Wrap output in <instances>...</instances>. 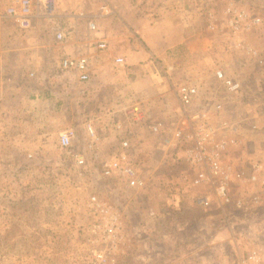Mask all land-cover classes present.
I'll use <instances>...</instances> for the list:
<instances>
[{
    "label": "rangeland",
    "instance_id": "obj_1",
    "mask_svg": "<svg viewBox=\"0 0 264 264\" xmlns=\"http://www.w3.org/2000/svg\"><path fill=\"white\" fill-rule=\"evenodd\" d=\"M201 1L200 10L190 18L195 19L200 37L210 38L219 46L241 37L237 41L240 40L239 45L244 44V48L238 45L235 48L236 51L244 52L242 54L245 56L240 55L242 59L254 57L251 52H257L254 57L258 60L256 67L252 57L244 62L248 65L242 67L239 66V58L232 59L229 55L225 63L215 67L230 77H236V80L243 78L241 90L237 94L231 95L220 90V99L224 104L221 116L236 119L239 131L244 127L246 133L243 146L229 148L225 160L237 167L242 160L240 158H243L242 162L256 160L264 163V59L260 57L264 56L261 53L264 52V2ZM229 5L246 10L248 21L258 18L260 24L233 33L228 27L225 13ZM181 6L188 7V4L184 2ZM209 14H212L211 18ZM172 19L180 20L175 16ZM210 23L215 29H208ZM9 36L17 38L14 31ZM252 73H256V81L247 78ZM257 83L259 93L255 87ZM93 102L92 105H95ZM167 108L166 121H161L170 122L176 116L173 104ZM103 124L99 121V127L95 125L98 136L105 140L113 138L116 143L118 136L112 130L111 123H108V129L105 126L102 130ZM257 127L261 129L256 133ZM80 132L75 143L83 146L86 137ZM130 137L131 158L146 182L144 188L137 190L126 188L118 179L100 175L98 167L111 152L95 154L92 160L95 170L86 176H79L72 162L61 153L55 159L34 158V153H28L31 154L30 158L26 154L22 158L18 156L13 160H0V205L6 200L14 201L19 187L27 191L24 194L27 205L34 207L35 204H47L32 211H24L31 217L28 219L30 223L36 221L34 225L24 221L25 224L16 225L17 221H13L6 229L0 222V264H83L92 250L103 246L100 240L87 241L85 238L84 230L91 218L84 204L91 193L109 206L120 220L122 240L114 257L115 264H230L236 254L242 253L249 245L264 244V206H254L246 213H241L233 207H219L213 198L207 208L194 206L196 195H210L211 192L207 187L190 185L195 169L183 159L185 145L170 149L161 147L160 138L150 134L144 127L133 130ZM43 138L48 139V136ZM50 151L45 149L42 154H49ZM35 164L37 168L40 167L37 174V168L32 169ZM37 189L39 192H35ZM231 192L236 199L238 196L246 197L251 189L233 184ZM15 212L14 207H10L8 212L0 209V215L7 214L10 220L15 218ZM18 214L22 215L19 211ZM26 229L38 241L25 240L29 236L24 234ZM17 234H22L24 240L6 239V236L14 238Z\"/></svg>",
    "mask_w": 264,
    "mask_h": 264
},
{
    "label": "crops",
    "instance_id": "obj_2",
    "mask_svg": "<svg viewBox=\"0 0 264 264\" xmlns=\"http://www.w3.org/2000/svg\"><path fill=\"white\" fill-rule=\"evenodd\" d=\"M10 2L0 0V160L22 158L28 153H34V158L55 159L61 153L58 148L61 131L73 128L78 137L80 131L85 134L83 125L87 120L96 127L101 121L102 130L105 126L108 129V123L114 120L124 122L125 117L118 111L129 101H140L153 120L166 121L167 106L174 105L175 89L179 85L199 84L203 92L213 81L214 68L225 63L228 55L239 58L242 67L252 57L242 59L240 55L245 56L244 52L236 51L235 47L244 48L237 41L241 37L219 46L197 34L195 19L190 18L200 10L201 0H54L52 16L44 17L42 11L35 9L31 26L25 32L5 16L4 10ZM184 2L188 7L182 8ZM174 16L180 20L174 21ZM89 22L95 24L96 31L88 29ZM56 25L65 32L64 42L58 43L54 38ZM13 31L16 39L9 36ZM102 40L107 47L100 51L96 44ZM66 56L88 58V82L79 83L73 73L58 67L59 59ZM116 57H123L125 65L115 66ZM252 60L256 67L258 60L254 57ZM255 76L256 73L247 78L255 80L258 78ZM237 80L242 86L243 78ZM255 87L259 93L258 83ZM243 128L239 131L242 146L246 142ZM257 128L256 133L261 127ZM46 136L48 139L43 138ZM112 139L100 138L98 154L112 153L118 142ZM72 146L80 152L85 143L82 146L73 142ZM45 149H50V153L42 154ZM240 159L238 167H244L247 172L249 164L257 162ZM38 172L40 167L35 171ZM19 189L12 203L6 200L0 205L5 212L10 207L16 210L11 220L7 214L0 215L6 229L13 221H17L16 225H34L36 221L30 223L31 217L24 211L47 205H27L24 201L27 191L24 187ZM26 233L29 236L25 240L38 241L32 232L26 229ZM6 239L24 240V237L17 234Z\"/></svg>",
    "mask_w": 264,
    "mask_h": 264
},
{
    "label": "built area",
    "instance_id": "obj_3",
    "mask_svg": "<svg viewBox=\"0 0 264 264\" xmlns=\"http://www.w3.org/2000/svg\"><path fill=\"white\" fill-rule=\"evenodd\" d=\"M54 0H11L5 8L6 17L12 18L17 27L25 32L31 26L34 11H42L44 17H51ZM228 16V27L233 33L249 30L260 24V19H251L244 9L229 5L225 10ZM212 17V14H209ZM88 29L96 31L94 23H88ZM208 29H215L210 23ZM65 32L56 25L54 38L58 43L65 41ZM107 47L105 41H99L96 48L100 51ZM256 57L257 52H251ZM261 63V61H259ZM113 63L117 67L125 65L123 57L114 58ZM58 67L65 72L75 75L79 83L90 80V64L86 56H66L58 61ZM199 84L184 83L175 89L174 94V120L164 122L153 120L144 109L140 101H132L119 108L125 118L124 122L112 121V130L118 135L117 146L111 155L103 160L98 170L105 178L120 180L128 189H142L145 187V179L140 174L138 167L131 158L130 133L137 128L144 127L150 134L160 138L161 147L170 149L179 145H185L183 159L185 163L195 169L190 185L196 188L207 187L210 195L198 194L194 197V206L207 208L211 198L215 199L219 207H233L235 210L246 213L251 207L264 206V164L251 162L250 170L237 167L225 160L228 149L241 145L239 127L221 114L224 104L220 99V90L227 94L235 95L241 90V83L233 77L226 75L222 69H216L213 73V81L203 92ZM85 146L80 152L73 148L76 140V132L72 128L61 131L58 135V148L62 155L66 156L79 176L91 175L93 169L92 160L98 154L100 137L91 120L84 125ZM28 158L31 154L27 155ZM233 184L247 186L251 192L246 197H233L231 188ZM91 218L84 230L87 241L100 240L102 248L92 250L83 264H115V255L118 245L122 240L121 223L117 214L99 197L91 193L84 204ZM236 254L230 264H264V244H252ZM118 255V254H117Z\"/></svg>",
    "mask_w": 264,
    "mask_h": 264
},
{
    "label": "trees",
    "instance_id": "obj_4",
    "mask_svg": "<svg viewBox=\"0 0 264 264\" xmlns=\"http://www.w3.org/2000/svg\"><path fill=\"white\" fill-rule=\"evenodd\" d=\"M32 163H33V162H32ZM36 167H37V165L35 164V165L32 166V169H34V168H36ZM25 168H26V167H25ZM25 168H24V169H25Z\"/></svg>",
    "mask_w": 264,
    "mask_h": 264
}]
</instances>
